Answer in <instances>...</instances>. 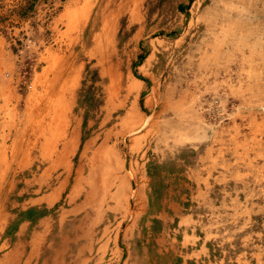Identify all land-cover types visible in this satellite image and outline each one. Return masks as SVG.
<instances>
[{"label": "rangeland", "instance_id": "obj_1", "mask_svg": "<svg viewBox=\"0 0 264 264\" xmlns=\"http://www.w3.org/2000/svg\"><path fill=\"white\" fill-rule=\"evenodd\" d=\"M105 263L264 264V0H0V264Z\"/></svg>", "mask_w": 264, "mask_h": 264}, {"label": "bare ground", "instance_id": "obj_2", "mask_svg": "<svg viewBox=\"0 0 264 264\" xmlns=\"http://www.w3.org/2000/svg\"><path fill=\"white\" fill-rule=\"evenodd\" d=\"M143 125V124H142ZM162 128H164V124L161 126V129ZM163 130V129H162ZM133 132V131H132ZM163 134H165V130H163V132H162ZM173 141H175V139H176V137H177V133H178V130H176L175 132L173 131ZM165 136V135H164ZM182 137V136H181ZM161 138H164L163 136L161 137ZM91 145H89V144H86V149H85V152H84V154L86 155V153L88 152V150H89V148H91L90 147ZM101 159H100V161H96V158H94L93 160H92V162H93V164L94 165H92V166H90V168H91V172H90V174L93 172V171H95L96 169H98V168H101V171L103 172V174H102V178L105 176V171L104 170H102V167L105 165V163H106V161L108 160V159H103L102 157H100ZM103 164V165H102ZM102 165V166H101ZM71 169V168H70ZM128 173V172H127ZM80 176H83V173H80ZM131 176V175H130ZM100 177V176H99ZM106 180V183H104V184H106V185H104L103 184V186L102 187H98V186H96V189H94V190H89L88 189V194L89 195H98V194H103V193H105L106 192V189L108 188V186L110 185V184H108V179L106 178L105 179ZM117 188V187H116ZM116 191H117V193H120V194H124V191L123 190H120L119 188H117L116 189ZM144 192V197H145V202H146V205H147V209H148V211H150L151 210V208H150V206H151V203L149 204V200H148V197H151V199H154L152 196H148L149 194L148 193H146V191L144 190L143 191ZM113 194H115V192L113 193ZM148 194V195H147ZM93 195V196H94ZM132 196H134L133 194H132ZM129 214V212H127V215ZM99 227L98 226H95V227H93V228H91L83 237H81L80 239H85V242H79V241H75V247H76V253H75V255H74V260L76 259V260H78V257H81L82 256V254L83 253H91V251H93L94 250V246H95V241L97 240V237L99 236ZM117 236H118V232H116V234H115V238H117ZM105 264H108V263H105Z\"/></svg>", "mask_w": 264, "mask_h": 264}]
</instances>
